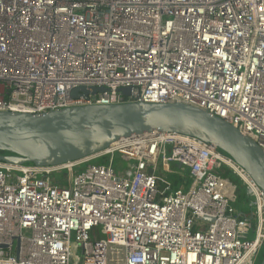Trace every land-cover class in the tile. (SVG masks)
I'll return each mask as SVG.
<instances>
[{
  "label": "built area",
  "instance_id": "2783aa9c",
  "mask_svg": "<svg viewBox=\"0 0 264 264\" xmlns=\"http://www.w3.org/2000/svg\"><path fill=\"white\" fill-rule=\"evenodd\" d=\"M125 103L196 107L264 151V0H0V112ZM263 247L264 193L195 137L135 135L56 167L0 161V264H256Z\"/></svg>",
  "mask_w": 264,
  "mask_h": 264
},
{
  "label": "water",
  "instance_id": "95a60500",
  "mask_svg": "<svg viewBox=\"0 0 264 264\" xmlns=\"http://www.w3.org/2000/svg\"><path fill=\"white\" fill-rule=\"evenodd\" d=\"M103 91L78 88L72 97L87 99ZM120 91L130 94L129 88ZM154 133L182 134L214 145L264 193V151L258 144L226 121L181 103L80 106L44 114L0 112V152L10 153L0 155V161L56 167L102 153L123 139Z\"/></svg>",
  "mask_w": 264,
  "mask_h": 264
},
{
  "label": "trees",
  "instance_id": "16d2710c",
  "mask_svg": "<svg viewBox=\"0 0 264 264\" xmlns=\"http://www.w3.org/2000/svg\"><path fill=\"white\" fill-rule=\"evenodd\" d=\"M0 155H10V153L0 152ZM120 156L121 155H118V157ZM122 157L123 156H121V158ZM102 160L105 162V159H102ZM132 167H133V163L130 165V167H128V169L122 170V171H116V172H118V174H123V176H128V174H126L127 172H124V171H129ZM219 174L224 179H227L230 182H233L237 186V193H236L237 198H236V202L234 203L235 207L242 213L251 212V210L253 209V197H252L250 190L247 188V186L231 170L222 168L219 170ZM169 179L171 182L172 190L179 189L180 183L182 182L181 178L178 175H171ZM184 180L186 182L185 186H187L190 183L189 176L188 175L187 177L185 176Z\"/></svg>",
  "mask_w": 264,
  "mask_h": 264
},
{
  "label": "rangeland",
  "instance_id": "374dc122",
  "mask_svg": "<svg viewBox=\"0 0 264 264\" xmlns=\"http://www.w3.org/2000/svg\"><path fill=\"white\" fill-rule=\"evenodd\" d=\"M92 163H94V164H103L104 161L103 160H96V161H94ZM131 164H132V162H129V161L125 160L123 157L121 158V156L118 157V155H117L116 157H114V169H115V171L126 170V169H128V167H130ZM74 254H75V260H73L74 263H77V261L81 262V259L83 258V255H82V250H81L80 247H77L75 245ZM263 257H264V247H263V249L260 252V257H259V259H258L256 264H261Z\"/></svg>",
  "mask_w": 264,
  "mask_h": 264
},
{
  "label": "bare ground",
  "instance_id": "6f19581e",
  "mask_svg": "<svg viewBox=\"0 0 264 264\" xmlns=\"http://www.w3.org/2000/svg\"><path fill=\"white\" fill-rule=\"evenodd\" d=\"M79 165H80L81 167H83V166H84V165H83V163H81V162L79 163Z\"/></svg>",
  "mask_w": 264,
  "mask_h": 264
}]
</instances>
